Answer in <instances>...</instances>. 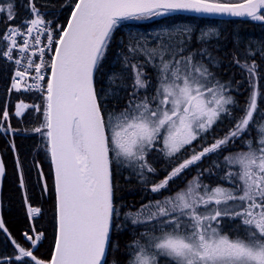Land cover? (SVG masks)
Segmentation results:
<instances>
[{
  "label": "snow or ice",
  "instance_id": "obj_1",
  "mask_svg": "<svg viewBox=\"0 0 264 264\" xmlns=\"http://www.w3.org/2000/svg\"><path fill=\"white\" fill-rule=\"evenodd\" d=\"M0 264H264V0H0Z\"/></svg>",
  "mask_w": 264,
  "mask_h": 264
}]
</instances>
